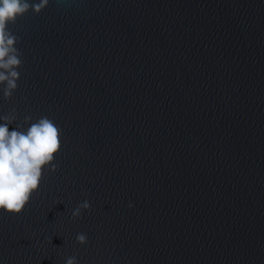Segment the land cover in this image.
<instances>
[{
  "label": "water",
  "instance_id": "obj_1",
  "mask_svg": "<svg viewBox=\"0 0 264 264\" xmlns=\"http://www.w3.org/2000/svg\"><path fill=\"white\" fill-rule=\"evenodd\" d=\"M8 28L0 116L61 147L0 210V264H264V0H49Z\"/></svg>",
  "mask_w": 264,
  "mask_h": 264
},
{
  "label": "clouds",
  "instance_id": "obj_2",
  "mask_svg": "<svg viewBox=\"0 0 264 264\" xmlns=\"http://www.w3.org/2000/svg\"><path fill=\"white\" fill-rule=\"evenodd\" d=\"M48 3L49 0H0V85H4L2 91L6 100L18 87V68L23 63V53L15 46L19 37L8 25L29 10L39 14ZM15 112L13 108L11 113L0 116V121H3L0 123V210L18 214L29 202L32 193L38 190L42 170L50 166V171H56L59 167L53 161L61 147V129L44 116L31 123L26 130H21L22 124L9 130V125L17 119ZM31 119L25 116L24 122ZM129 207H132L131 203ZM90 208L87 199L78 203L72 210L71 218L81 217L82 210ZM76 241L81 245L87 244V234L78 233ZM65 264H79L77 256H68Z\"/></svg>",
  "mask_w": 264,
  "mask_h": 264
}]
</instances>
